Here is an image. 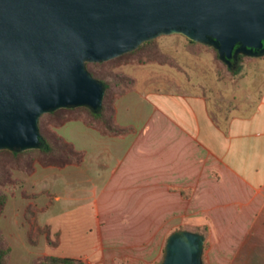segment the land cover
Returning <instances> with one entry per match:
<instances>
[{"label":"crops","instance_id":"crops-1","mask_svg":"<svg viewBox=\"0 0 264 264\" xmlns=\"http://www.w3.org/2000/svg\"><path fill=\"white\" fill-rule=\"evenodd\" d=\"M175 42L182 60L122 66L133 80L114 103L124 133L80 121V146L65 139L83 154L69 165L80 168L97 212L114 224L99 220L96 242L79 257L84 264H115L113 246L131 264H146L176 230L199 236L193 230L203 226L207 264H264V62L253 60L264 53L247 54L252 71L242 64L222 75L214 50L185 36ZM204 52L213 55L210 82L198 65ZM117 237L132 241L114 245Z\"/></svg>","mask_w":264,"mask_h":264},{"label":"water","instance_id":"water-1","mask_svg":"<svg viewBox=\"0 0 264 264\" xmlns=\"http://www.w3.org/2000/svg\"><path fill=\"white\" fill-rule=\"evenodd\" d=\"M161 34L211 45L229 62L264 53V0H0V149L37 148L39 117L102 104L86 62ZM203 239L172 234L161 264H201Z\"/></svg>","mask_w":264,"mask_h":264},{"label":"rangeland","instance_id":"rangeland-1","mask_svg":"<svg viewBox=\"0 0 264 264\" xmlns=\"http://www.w3.org/2000/svg\"><path fill=\"white\" fill-rule=\"evenodd\" d=\"M176 39L184 40L182 34H161L154 38L158 51L171 60H182L184 53L181 50V42L177 45ZM202 50H214L216 69L222 75L233 72L227 64L219 58L216 50L209 44L197 43ZM212 54L204 52L197 59L199 67H203L208 74L206 79L212 81L213 62ZM122 57L117 63L127 61ZM251 57L241 54L237 59V68L246 65V71H252L248 67ZM264 62V59H253ZM173 62V61H172ZM197 63V62H196ZM121 65L118 72H128L129 68ZM134 70V69H131ZM163 70H169L179 75L169 65H164ZM190 71V70H188ZM121 72V73H122ZM191 72V71H190ZM211 75V76H210ZM209 76V77H208ZM81 128L85 126L80 121H70L54 128L53 130L64 139L74 141L76 147L81 144ZM33 169L30 171L11 166L8 168L7 181L0 184V194H4L5 201L0 211V252L4 253L5 264H33L39 263L50 256L79 258L96 242L99 231V220L105 221L103 228L113 226L101 212H97L93 204L94 192L89 190L88 183H81L80 168L76 165L66 167L44 166L34 157ZM43 190L42 192H35ZM110 216V215H109ZM127 227L130 224H126ZM125 225V226H126ZM179 229H185L183 227ZM194 232L203 235L208 233L207 227H199ZM170 235V234H169ZM118 238V239H117ZM112 241L114 245L120 242L127 243L132 240L117 237ZM168 237L162 245L159 255L152 256L146 264H161ZM204 246V245H203ZM115 264H131L128 258L120 254L118 247H111ZM201 250V264H207ZM82 262L83 260L80 259ZM84 264V262H83Z\"/></svg>","mask_w":264,"mask_h":264},{"label":"trees","instance_id":"trees-1","mask_svg":"<svg viewBox=\"0 0 264 264\" xmlns=\"http://www.w3.org/2000/svg\"><path fill=\"white\" fill-rule=\"evenodd\" d=\"M187 40L192 44H197L196 41L188 38ZM240 55L238 54L236 58H233V63L236 64ZM127 56H129L127 61L117 63L118 59ZM146 62L171 64L172 60L169 56L160 53L154 39H150L142 42L134 50L110 60L86 62L85 66L88 72L102 84L105 91L101 106L95 109L88 105L71 106L42 114L38 119L41 136L37 148L26 150H20L19 148H14L13 150L0 149V184L7 181V176H9L8 168L11 166L27 171L32 170L34 157L44 166L64 167L69 164H79L82 159V152L75 149L72 143L66 141L53 130L68 121H81L85 125L97 129L102 134L124 133L126 129L117 126L115 123L114 103L121 94L131 88L133 80L123 73L116 71V69L128 63ZM232 70L234 71L233 68ZM4 201V194H0V211ZM179 232H181V229L176 230L174 234H178ZM199 236L204 240L203 235ZM4 259V253L1 251L0 264H5ZM38 264H83V262L79 258L74 257L50 256Z\"/></svg>","mask_w":264,"mask_h":264},{"label":"flooded vegetation","instance_id":"flooded-vegetation-1","mask_svg":"<svg viewBox=\"0 0 264 264\" xmlns=\"http://www.w3.org/2000/svg\"><path fill=\"white\" fill-rule=\"evenodd\" d=\"M224 62H226V61H224ZM226 64L229 65V66H234L235 63H233V58H231L229 62H226Z\"/></svg>","mask_w":264,"mask_h":264}]
</instances>
